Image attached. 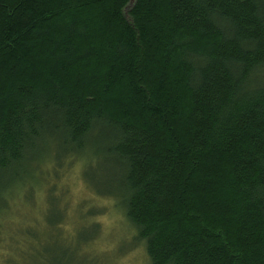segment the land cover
<instances>
[{"label":"trees","instance_id":"obj_1","mask_svg":"<svg viewBox=\"0 0 264 264\" xmlns=\"http://www.w3.org/2000/svg\"><path fill=\"white\" fill-rule=\"evenodd\" d=\"M78 162L150 264H264V0H0V235Z\"/></svg>","mask_w":264,"mask_h":264},{"label":"rangeland","instance_id":"obj_2","mask_svg":"<svg viewBox=\"0 0 264 264\" xmlns=\"http://www.w3.org/2000/svg\"><path fill=\"white\" fill-rule=\"evenodd\" d=\"M89 161V170L85 171L88 185L91 184L96 192L112 189V164L96 155H91ZM80 169L81 162H78L58 180L51 206L49 202L46 205L43 184L36 182L23 198L18 195L9 200L10 210L4 217V230L0 235V261L8 250L10 234H16L18 245H10L11 251L0 263L84 264L89 260L83 258V255L88 256L85 249L79 251L78 259H73L71 253L84 241L83 238L93 234L86 211L93 212L92 208H97L92 219L99 225L100 233L89 247L95 253L97 264H150L143 244L137 240L135 228L124 217L123 211L114 200L92 195L79 174Z\"/></svg>","mask_w":264,"mask_h":264}]
</instances>
